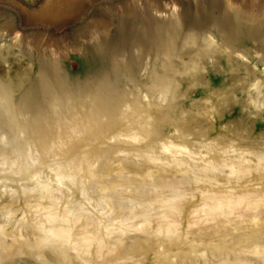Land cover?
Returning <instances> with one entry per match:
<instances>
[{
  "label": "rangeland",
  "instance_id": "1",
  "mask_svg": "<svg viewBox=\"0 0 264 264\" xmlns=\"http://www.w3.org/2000/svg\"><path fill=\"white\" fill-rule=\"evenodd\" d=\"M155 22L164 30L161 39ZM263 24L264 0H0V79L43 89L31 111L13 94L16 111L33 127L24 135L9 131L0 100V264H66L40 244L46 216L62 215L71 198L104 222L96 208L103 186L148 191L140 201L153 200L156 208L149 235L141 231L142 218L133 220L136 227L103 249L116 251L110 261L97 260L94 243L87 258L69 251L75 264H264V208L247 207L264 205ZM38 116L50 124L46 143L33 126ZM76 124L83 130L72 135ZM5 134L30 143L8 144ZM60 135L72 143L53 145ZM210 164L231 166L205 173ZM58 167L74 179L61 178ZM195 173L202 181L196 183ZM121 176L134 185L119 186ZM150 177L163 184L190 180L181 188L179 240L157 233L162 209ZM121 193L109 195L125 202L113 203L116 229L134 198ZM208 194L245 198L239 211L245 219L227 215L217 224ZM216 225L228 230L222 244L209 238Z\"/></svg>",
  "mask_w": 264,
  "mask_h": 264
},
{
  "label": "bare ground",
  "instance_id": "2",
  "mask_svg": "<svg viewBox=\"0 0 264 264\" xmlns=\"http://www.w3.org/2000/svg\"><path fill=\"white\" fill-rule=\"evenodd\" d=\"M115 14H116V12H115ZM113 21H115V20H113ZM222 21H223L222 24L226 25V23H228L227 18H223ZM153 25H155L152 27L154 28L153 30H154V33H156L155 34L156 37L162 38L163 31H164L162 29V26L160 24L158 25V23H156V22ZM262 27L264 28V24L259 26L258 29H262ZM234 31L235 32H233L234 33L233 35H234V37H237V32L239 31L237 26L235 27ZM226 35H227L226 37H228V36L230 37L228 30H226ZM160 39H158V40H160ZM101 55H104V52L103 53L101 52ZM228 61L230 63H232L231 59ZM41 91H40L38 85H36L32 82L22 83L17 87H13L12 84H8L7 82H4L3 80L0 79V100L5 102V105L3 106V108H5L7 111V114H9L7 126H9V131L11 133L14 132V133H19V134L24 135V134H26V132L28 130L33 128L32 125H30V121H28L27 117H25V115H22L20 112L16 111L15 105L17 106V103L13 99L14 92L19 93L18 103H21V105L24 106V109L26 111H31L34 108L38 107V102H39L38 98H39V94L41 93ZM165 95H166V92L160 94V96H165ZM59 104H60V101H58V100L55 101V105H56L55 109H57L59 107ZM69 104L70 103H68V105ZM63 116L64 115H62L60 117L62 118ZM94 117H96L95 111H94V109H91V112L89 114V119H91V118L94 119ZM68 123H69V125L71 124L70 122H68ZM34 124L35 125H33V126H37L38 128H40L39 134L41 135V137H44L42 139H38L39 143H46L47 139H45V137H46L47 133L45 132L46 130H44V126L45 125L50 126L46 117L45 116H38V117L34 118ZM81 127H82L81 125L76 124L75 127L71 128L70 130L72 132V135H76V133H78V134L81 133L83 130ZM3 137L4 138L6 137V142L8 144H12V145L13 144L19 145V144H23V143L24 144L30 143L29 140H27L25 137H18L15 135L12 136V134L11 135L5 134V135H3ZM71 139L72 138H70V136H67V138H64L62 135H60L58 143L56 141H54L52 143H53V145L59 144L61 147H63V146H67L68 144L72 143ZM133 140L137 141L138 137L135 136L133 138ZM163 149L171 152V148L165 144H163ZM148 158L151 159L150 161L160 160V159H158L152 155H148ZM263 161H264V159L260 158V162H263ZM173 162L176 163L177 167L182 168L181 167V165L183 164L182 160H175ZM210 165H211L210 167H208V168H206V170H204L205 173L213 172V171H217V170L220 171V170H223V168L231 166V165L229 166V164H222L219 166L212 165V164H210ZM61 167H58L59 168L58 174L61 178L74 179V177L71 176V174H69L68 171H65L64 169H60ZM162 171H163V169H162ZM231 174L240 175L241 170H239V169L236 170L235 168L231 167ZM206 177L208 178L207 175H206ZM159 179L160 178L157 179L154 177H150V181L152 183L150 182V184H149L152 187L150 189V191H153L154 194L157 195V196H155L154 200H156V202L160 201L161 204H160L159 209H162L161 214L157 213L155 215L158 218L157 219V223H158L157 233L159 235L163 234V235L167 236L169 239L175 238V239L179 240L180 239V235H179V232H180L179 229L180 228L179 227L181 226V224L177 220V217H179L182 214V206H181L180 202H182L184 200V197H185V191H182L181 188H183V186L189 184L190 180L189 179H182L179 181H164V184H163V183H161L162 181L161 182L159 181ZM213 180L214 179L211 178V179H209V182H212ZM120 181H121L120 182L121 184L119 186L127 184V186L130 187V186L134 185L133 180L128 179L126 177L121 176ZM195 181H196V183H198L199 181H202V178H200L199 175L196 174V180ZM204 183H206V182H204ZM145 184H146V182H144V185ZM101 191L105 195V197H103V199H101L99 203L97 202L98 205L96 206V208H98L97 210L99 211L102 218L106 219L105 220L106 222L105 221L103 222L102 219H98L94 215L90 214L87 210H84V208L79 203L74 202L73 199H71V198L68 200L69 206L66 207L65 212L62 215L58 214V211L56 212V210H54L53 212H51L50 214H48L46 216L47 222L49 223V227L44 228L42 230L44 236L40 240L41 241L40 244H43L44 246H51L53 248L52 250L54 251V254L56 255L53 258L55 262H58L59 258H60L62 261H65L66 264H75L74 258L72 256L68 255L69 251H73L76 254V256H80V257L86 256V258H87L90 255L89 246L94 244V243L97 245V253H95L97 256V260H99V261L100 260L101 261L102 260L103 261H105V260L110 261L109 260L110 257L112 255H114V253L116 251L109 249L107 253H103V249L105 247L110 246L113 237L117 233L124 232V229H126V228L130 229L131 227H134V226L136 227L137 224L133 225V220H136V222H137V219H139V218H142V222L139 220L142 223V224H140L141 225V231H143L144 234L149 235V231H150L151 226H152L151 218L154 216L152 212H154L156 210V208H154V201L153 200L148 202L147 204L141 203V201L148 198V191H146L143 188L132 189V187L130 189H122V190L114 189V190L110 191V188H107L105 186L101 187ZM125 191L132 192L134 198L131 199L129 204L125 207L126 211H128V216L125 218H122V221L120 222L121 229L120 228L116 229L115 227H113V224H114L113 222L117 220V219L114 220V216H113L114 213L116 212V207L113 205V203L118 204V206L122 207L125 204V202L123 200L117 199V198L111 199V197H109V195L110 194L121 195L122 194L121 192H125ZM165 191L170 192V195H168L167 198L164 197ZM50 193H51V197H52V191H50ZM82 194L86 197V199L89 202H92V200L89 198V195H88L87 191L85 190V188H82ZM62 196H63V194H62ZM205 199L214 202V204L212 206H210L209 208H210V210L213 211V213L215 215V217H214L215 222H217V220L220 218H224V219L227 218L226 217L227 215L233 216L235 218V220L241 221V220L245 219V217L239 213L241 206H242V203L244 202L245 198L239 197L237 200H231L230 198H228V199L226 198V200H228V201H224L223 196H219L216 194H214V195L208 194L207 196H205ZM206 205H208V204H206ZM134 206L141 207V212L138 213V212L134 211ZM262 206H261V204H257V205H248L247 207L250 210H258V209L264 208V205H262ZM163 209H164V211H163ZM79 222H81L80 228L82 231H80V229L77 228V225L79 224ZM217 224H218V222H217ZM88 227H91L93 229L91 233L87 232ZM216 227L217 228H215V232L213 233L214 235L211 234L209 238L217 239L215 241H218V243L222 244V240L224 241L226 236L228 235V230L227 229L221 230L218 225H216ZM220 235H221V237H220ZM81 236H84V237H81ZM217 236H218V238H216ZM135 248L138 249L139 246H135ZM132 249H134V248H132ZM145 251L146 250H143L141 252L144 253ZM217 252H218V250H217ZM220 256L221 255H219V257ZM109 263H111V262H108V264ZM160 263L162 264L163 260H161ZM224 263H225L224 261L223 262L221 261L219 264H224ZM87 264H91V263L88 262Z\"/></svg>",
  "mask_w": 264,
  "mask_h": 264
}]
</instances>
